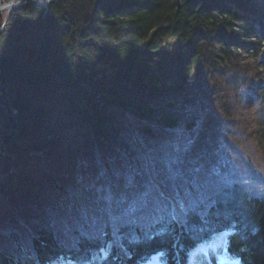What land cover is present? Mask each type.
<instances>
[{
	"label": "trees",
	"instance_id": "obj_1",
	"mask_svg": "<svg viewBox=\"0 0 264 264\" xmlns=\"http://www.w3.org/2000/svg\"><path fill=\"white\" fill-rule=\"evenodd\" d=\"M256 1L60 0L11 12L0 32V264H192L221 235L230 258L264 264V195L246 185L261 174L248 164L264 152V118L251 132L258 148L233 127L260 86L264 104V57L251 70L235 53L252 37L262 45ZM235 21L248 41L235 39ZM175 185L185 213L149 200L127 215L140 190L168 197Z\"/></svg>",
	"mask_w": 264,
	"mask_h": 264
},
{
	"label": "rangeland",
	"instance_id": "obj_2",
	"mask_svg": "<svg viewBox=\"0 0 264 264\" xmlns=\"http://www.w3.org/2000/svg\"><path fill=\"white\" fill-rule=\"evenodd\" d=\"M6 10H3L2 13L6 14ZM5 16V15H4ZM234 36L237 41H242L245 39L241 32L238 31V29L234 30ZM246 41V40H244ZM243 41V42H244ZM252 42V41H251ZM258 52V53H257ZM236 54H241V59L243 64H249V69L255 70V67H257L259 70H262V63L261 59L264 57V46L262 47H250L249 51L243 50H237L235 51ZM262 87H258L255 91V99L249 98V100L244 101L243 103H240L238 106V114L236 115V124L233 125L236 129H238V139L240 137V141L245 138L246 143L245 145L250 146V144H253V146L258 148V136L252 135L253 130L256 131V128H259L258 124L261 119L264 118V104H259L257 102V99L259 98L258 93ZM248 96V94H247ZM250 97V96H249ZM6 112H11V116L13 115L12 109L10 110L8 106L7 100L5 101V107ZM263 117V118H262ZM12 120V119H11ZM241 128V129H240ZM16 130L15 126L13 125L12 133H14ZM245 130V133H244ZM255 136V137H250ZM244 145V146H245ZM242 150H244L242 148ZM246 152H242L241 160L243 159L244 163H241L242 172L247 173V175H250V171L248 170V167L246 166L247 163H245ZM250 167H254L255 170H259V174L257 177H253L255 173H252L250 175V180L246 182V185L248 188L258 195H264V152L260 153H254L252 154V161L250 160L249 164ZM255 166H257L255 168ZM259 168V169H258ZM257 174V173H256ZM216 243L218 246L213 249L211 247H205L207 249V255L203 251H197L193 254V264H234L235 261H229L225 256H223V245L220 239L213 242ZM148 264H162V261H160V256H156L151 259V261Z\"/></svg>",
	"mask_w": 264,
	"mask_h": 264
},
{
	"label": "snow or ice",
	"instance_id": "obj_3",
	"mask_svg": "<svg viewBox=\"0 0 264 264\" xmlns=\"http://www.w3.org/2000/svg\"><path fill=\"white\" fill-rule=\"evenodd\" d=\"M166 167L169 174H171L172 171L174 170V162L169 161ZM180 193H181L180 185H175L172 188V192L168 197H165V194L159 189H156V191H149L146 188L140 190L138 193L134 194L131 201L128 202V207L126 209L127 215L135 218L136 213L140 211L142 208H144L149 200H152L157 205H160L162 202L167 200V202L171 205V207L168 210L171 212L173 218H175L178 211L181 213H185L187 209V202H185L184 200L176 199L177 197L180 196ZM105 199L108 202L113 201L114 196L113 193L111 192V189L107 191L105 195ZM208 246L215 249L218 245L216 243H212ZM198 251H203L205 255H207L206 248H199ZM234 264H240V262L235 261Z\"/></svg>",
	"mask_w": 264,
	"mask_h": 264
},
{
	"label": "water",
	"instance_id": "obj_4",
	"mask_svg": "<svg viewBox=\"0 0 264 264\" xmlns=\"http://www.w3.org/2000/svg\"><path fill=\"white\" fill-rule=\"evenodd\" d=\"M57 0H13L12 2L8 3L7 5H2V0H0V12L3 10L11 11L14 8L21 7L27 4H37L40 7H47L51 3L55 2ZM3 27L0 31H2ZM12 123L16 120V114L11 116Z\"/></svg>",
	"mask_w": 264,
	"mask_h": 264
},
{
	"label": "bare ground",
	"instance_id": "obj_5",
	"mask_svg": "<svg viewBox=\"0 0 264 264\" xmlns=\"http://www.w3.org/2000/svg\"><path fill=\"white\" fill-rule=\"evenodd\" d=\"M12 1H13V0H2V3L5 4V5H7L8 3L12 2ZM58 1H60V0H57V1H55V2H58ZM263 2H264V1H263ZM53 3H54V2H53ZM260 4H264V3H260ZM214 13L217 14V15H219V14H221L222 12L219 11V10H217V9H215V10H214Z\"/></svg>",
	"mask_w": 264,
	"mask_h": 264
}]
</instances>
